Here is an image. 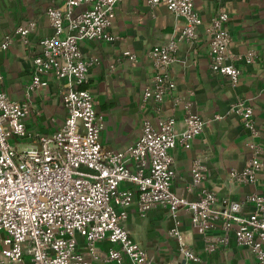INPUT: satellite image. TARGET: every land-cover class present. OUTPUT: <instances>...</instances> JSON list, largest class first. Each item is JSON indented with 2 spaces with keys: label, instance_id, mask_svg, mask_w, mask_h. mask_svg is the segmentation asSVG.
<instances>
[{
  "label": "built area",
  "instance_id": "1",
  "mask_svg": "<svg viewBox=\"0 0 264 264\" xmlns=\"http://www.w3.org/2000/svg\"><path fill=\"white\" fill-rule=\"evenodd\" d=\"M122 1L65 0L62 5H49L46 13L53 33L40 40L38 49H30L32 78L26 97L14 99L0 90V264H123L126 257L132 264H154L126 224L136 196L141 216L161 206L169 208L173 217L188 211L207 253L227 247L235 239L250 251L255 264H264V193L220 198L216 188L206 186L207 151L197 153L193 160L187 190L195 198L180 196L173 188L176 160L172 150L178 145L190 148L212 121L194 113L191 101L175 95L180 46L196 47L202 39L203 20L196 8L200 0H145L153 15L154 8L165 6L184 21L167 42L146 53L154 74L144 88L141 106L150 108L157 122L145 117L140 138L123 149L102 142L104 119L96 109V97L91 89L79 88L89 83V73L101 59L86 55L82 44H115L122 39L112 30ZM79 6L85 9L76 12ZM229 18L220 6L206 32L212 74L227 76L236 87L242 75L240 64L254 63L260 52L255 48L232 52ZM36 26L31 21L16 30L26 46ZM12 41L7 35L0 48ZM123 56L133 63L139 60L130 50ZM120 58L110 65L111 72ZM52 78L67 112L64 123L53 133H36L37 147L21 150L11 140L32 136L26 123L32 94L47 87ZM2 80L0 72V83ZM167 97L173 98L181 119L163 115ZM228 114L248 130L250 156L243 167L230 169L227 185L229 189L254 185L264 171V143L254 108L239 99ZM123 183L128 187H122ZM170 233L177 237L185 259L201 260L182 240L177 226ZM105 240L114 245L106 251L101 248Z\"/></svg>",
  "mask_w": 264,
  "mask_h": 264
},
{
  "label": "crops",
  "instance_id": "2",
  "mask_svg": "<svg viewBox=\"0 0 264 264\" xmlns=\"http://www.w3.org/2000/svg\"><path fill=\"white\" fill-rule=\"evenodd\" d=\"M64 2L0 0V46L7 35L13 39L7 48H0V72L3 74L0 90L12 98L26 97L32 78L30 49H38L40 40L53 33L46 13L47 7ZM196 6L203 20L200 27L202 39L196 47L183 43L180 46L181 61L175 65V95L191 101L194 113L212 121L204 134L194 138L190 148L178 145L172 150L176 160L174 191L180 196L195 198V194L187 190L191 182L193 160L197 153L207 151L209 178L206 186L216 188L220 198L230 195L238 199L252 191L264 193V171L259 174L254 185L234 186L232 189L227 185L230 169L243 167L250 156L248 130L237 117L228 114L233 103L243 99L254 108L261 131L260 140L264 142V0H221L220 3L200 0ZM220 6L229 13L228 26L234 37L232 52L245 53L252 48L260 52L256 62L240 64L242 75L236 87L231 85L227 76L212 74L210 70L206 29ZM84 9V6H79L76 12ZM153 12L154 15L145 0H123L117 7L112 26L113 32L120 34L122 39L115 44L106 41H86L82 44L83 52L99 57L101 64L91 69L89 83L79 88L93 91L96 109L104 119L101 140L116 149H123L140 138L145 117L157 122L155 113L141 106L144 88L154 74L152 62L146 53L167 42L176 30L183 27V19L175 16L167 7L157 6ZM31 21H35L37 26L30 33V43L26 46L16 30ZM127 50L137 54V63L123 56ZM119 57L121 60L116 63V70L111 72L110 65ZM32 103L31 112L26 118L32 136L11 140L21 150L37 147L34 135L57 131L67 114L58 84L53 78L47 87L32 94ZM162 112L167 117L182 118V113L174 109L172 97L166 98ZM121 186L128 187V184L123 183ZM126 224L132 238L146 248L154 264H255L254 256L235 239L229 246L207 253L203 237L193 227L191 215L186 210H181L177 217H173L169 208L161 206L141 216L137 211L136 196L128 208ZM175 226L181 231L182 240L200 256V261L185 259L180 254L178 239L170 233ZM113 246L108 240L101 243L105 251ZM123 264L132 263L126 257Z\"/></svg>",
  "mask_w": 264,
  "mask_h": 264
},
{
  "label": "trees",
  "instance_id": "3",
  "mask_svg": "<svg viewBox=\"0 0 264 264\" xmlns=\"http://www.w3.org/2000/svg\"><path fill=\"white\" fill-rule=\"evenodd\" d=\"M256 62V61H255ZM255 113V112H254ZM256 118V117H255ZM264 143V142H263Z\"/></svg>",
  "mask_w": 264,
  "mask_h": 264
}]
</instances>
